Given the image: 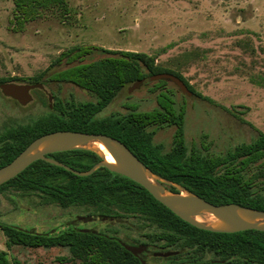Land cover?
<instances>
[{
	"label": "trees",
	"instance_id": "trees-1",
	"mask_svg": "<svg viewBox=\"0 0 264 264\" xmlns=\"http://www.w3.org/2000/svg\"><path fill=\"white\" fill-rule=\"evenodd\" d=\"M12 3L9 22L13 30H23L26 22L42 16L53 6L67 11L65 0H12ZM95 50L106 54L81 61ZM67 55L69 62L78 61L54 70L49 80L72 82L93 93L95 100L57 98L53 101V110L26 123L4 126L0 129V166L47 132L105 133L121 140L153 172L182 184L212 203L233 202L264 209V132L259 131L250 141L237 143L218 154L202 152L194 143L188 145L184 131L185 105L176 102L173 91L165 86V79L157 80L152 87L153 91L157 90L158 106L140 110L137 105H130L124 113L98 116L124 86L163 71L179 76L197 96L212 100L195 91L178 72L156 64L155 56L143 51L79 45L61 53L58 61ZM44 72L28 79L44 83L41 78ZM13 80L15 78L0 79V82ZM159 125L175 126L168 150L153 141L155 127ZM47 155L79 170L89 169L100 159L95 152L86 149ZM255 164L257 167L253 170ZM0 194L12 200L17 195H35L40 203L63 208L84 206L91 208L92 214L106 218L135 217L139 227H148L141 231L155 246L178 250L164 264H175L177 260L184 264H264V231L216 232L198 228L176 215L138 182L104 166L88 175H77L61 165L37 159L0 184ZM0 229L6 236L8 248L13 244L62 246L68 250L66 259L76 264H141L119 243L116 234L103 230L82 231L68 224L36 231L2 220ZM0 264L23 262L1 249Z\"/></svg>",
	"mask_w": 264,
	"mask_h": 264
},
{
	"label": "rangeland",
	"instance_id": "rangeland-1",
	"mask_svg": "<svg viewBox=\"0 0 264 264\" xmlns=\"http://www.w3.org/2000/svg\"><path fill=\"white\" fill-rule=\"evenodd\" d=\"M67 11L53 6L13 30L12 0H0V79L42 75L44 89L31 90L32 99L22 105L0 91V129L26 123L53 110L57 98L95 100V95L72 82L49 80L50 74L77 62L61 53L79 45L111 50L143 51L155 63L178 72L208 101L183 92L167 80L178 104L185 105L184 131L188 145L211 154L225 152L235 144L250 141L264 132V0H65ZM64 12V13H62ZM106 53L95 50L81 61ZM48 68V69H47ZM157 80L145 78L139 87L124 86L98 116L124 113L130 105L140 110L156 106ZM52 94L49 106L47 94ZM54 96V97H53ZM43 99V100H41ZM174 125L155 127L153 141L164 150L172 146ZM204 144L206 147H203ZM263 165V163L261 164ZM257 167L255 164L253 170ZM91 208L60 207L40 203L35 195L12 199L0 194V220L36 231L77 226L103 230L117 236L141 235L143 228L132 216L106 218ZM77 216L86 219H75ZM148 227H144L146 230ZM0 229V250L16 256L23 264H76L66 259V247L5 245Z\"/></svg>",
	"mask_w": 264,
	"mask_h": 264
},
{
	"label": "water",
	"instance_id": "water-1",
	"mask_svg": "<svg viewBox=\"0 0 264 264\" xmlns=\"http://www.w3.org/2000/svg\"><path fill=\"white\" fill-rule=\"evenodd\" d=\"M148 79H167L173 81L183 92L192 93L185 82L171 72L152 74ZM144 79H139L128 86V90L139 87ZM43 88L40 82H0V89L6 96L24 105L32 99L31 90ZM51 100V94L48 95ZM52 105V104H51ZM71 149H86L95 152L100 159L89 169L79 170L48 156L47 154ZM105 151L113 160L106 158ZM44 159L61 165L77 175H88L100 166L110 171L125 175L145 187L158 201L190 224L209 231L235 232L245 229L264 231V209L242 206L228 202L212 203L187 187L153 172L142 162L121 140L105 133L85 132L77 130H55L44 133L28 143L12 160L0 166V184L17 175L31 162ZM173 186L176 190H172ZM88 231V228H79ZM94 231V230H93ZM121 244L133 254L144 248L143 244ZM175 250L156 252L159 255H171ZM141 264H148L143 258Z\"/></svg>",
	"mask_w": 264,
	"mask_h": 264
},
{
	"label": "flooded vegetation",
	"instance_id": "flooded-vegetation-1",
	"mask_svg": "<svg viewBox=\"0 0 264 264\" xmlns=\"http://www.w3.org/2000/svg\"><path fill=\"white\" fill-rule=\"evenodd\" d=\"M5 82V81H3ZM17 82V81H16ZM42 83V82H40ZM43 86H44V83H42ZM38 88V87H37ZM38 89H44L43 88H38ZM1 91V89H0ZM1 93L3 94V92L1 91ZM49 94L51 93H48L47 94V99L48 101L50 102L49 103V106H51L52 104V99L51 100L49 99ZM5 95V94H3ZM6 96V95H5ZM52 96V94H51ZM9 97V96H8ZM170 188V187H169ZM108 218H112V217H108ZM75 219H80V220H83V219H86V217H83V216H77ZM69 225L79 229V228H83V226H77L75 224L74 221L70 222ZM86 228V227H84ZM89 230H94L93 228H88ZM117 236V235H116ZM119 241V243L121 244V242H125V243H128V244H132V245H138V244H143L144 245V248L141 252H139L138 254H133L135 257L138 258V260L140 261L141 258H143L148 264H164V261L168 262V258L172 256H175L177 253H178V250L177 249H164L162 248V246H155L156 244L151 242L150 240H148L146 237H145V234L144 233H141V235H137L135 234V236H130V235H124V236H121V235H118L116 237ZM122 245V244H121ZM123 246V245H122ZM124 247V246H123ZM125 248V247H124ZM164 250H175L176 253L174 254H171V255H167V256H164V255H159V254H156V252H159V251H164ZM141 263V261H140ZM175 264H184L182 262H180L179 260H177V262Z\"/></svg>",
	"mask_w": 264,
	"mask_h": 264
},
{
	"label": "bare ground",
	"instance_id": "bare-ground-1",
	"mask_svg": "<svg viewBox=\"0 0 264 264\" xmlns=\"http://www.w3.org/2000/svg\"><path fill=\"white\" fill-rule=\"evenodd\" d=\"M105 155H106V158H107L108 160H110V161L113 160L112 156H111L109 153H107L106 151H105Z\"/></svg>",
	"mask_w": 264,
	"mask_h": 264
}]
</instances>
